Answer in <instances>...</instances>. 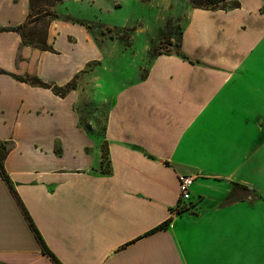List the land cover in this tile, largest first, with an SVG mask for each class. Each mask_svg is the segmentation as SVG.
Returning <instances> with one entry per match:
<instances>
[{"label": "crops", "instance_id": "obj_1", "mask_svg": "<svg viewBox=\"0 0 264 264\" xmlns=\"http://www.w3.org/2000/svg\"><path fill=\"white\" fill-rule=\"evenodd\" d=\"M238 1L192 8L178 46L189 59L158 55L109 98L94 22L62 13L53 51L0 31V141L16 192L0 175V264H264V0ZM30 10L0 0V28ZM30 78L75 87L60 96ZM182 175L194 183L177 213ZM234 184L259 195L222 207Z\"/></svg>", "mask_w": 264, "mask_h": 264}, {"label": "rangeland", "instance_id": "obj_2", "mask_svg": "<svg viewBox=\"0 0 264 264\" xmlns=\"http://www.w3.org/2000/svg\"><path fill=\"white\" fill-rule=\"evenodd\" d=\"M84 1L89 2L88 7L63 0L50 10L41 5L35 13L43 17V11H52L61 18L68 12L95 23V37L101 38V50L107 59L99 79L108 98L128 82L143 78L158 55L178 51L193 8L190 0H98L93 5L91 0Z\"/></svg>", "mask_w": 264, "mask_h": 264}, {"label": "trees", "instance_id": "obj_3", "mask_svg": "<svg viewBox=\"0 0 264 264\" xmlns=\"http://www.w3.org/2000/svg\"><path fill=\"white\" fill-rule=\"evenodd\" d=\"M62 1L63 0H29L31 10H30V14H29L27 22L17 27H13V28H0V31L18 32L21 35L24 44L31 46L33 48L42 50V51H53L52 47L48 44V30H49L50 23L56 18H58V16L56 15V13L52 11L50 12V11L45 10L43 11V12H46L45 15L43 17H38V15L35 13V10L41 7V5L46 6L48 10H50L54 6L55 3L62 2ZM190 3L193 6V8L209 9V10H231V9H236L240 7V3L238 0H190ZM40 24L42 26H39ZM176 54L182 56L185 59H189L180 49H178ZM19 79H22V78L19 77ZM26 81L34 85H39L41 87L52 88L53 91L60 96H65L69 89L75 87V83H70L62 88H59L56 86L53 87L51 85L43 83L37 78H30V79H27ZM6 155H7V149L4 146V144L0 141V175L8 183L12 192L16 194L14 187L4 168V159L6 158ZM102 157H103L102 171L107 173L109 172L110 162H109V157H108V151L106 149L103 150ZM254 198H257V195L253 190L243 185L234 184L232 187V191L222 201L221 206L224 207V206H228V205H231L239 201H245V200H250ZM181 210H184V209H178L177 207L176 212L179 213ZM24 212L27 215L28 219L30 220L34 231L37 233L40 241L43 244L44 253L50 255L57 263H59L56 257L44 245L38 231L34 227L25 209H24ZM167 224L168 223H166L163 226H160L159 228H165Z\"/></svg>", "mask_w": 264, "mask_h": 264}, {"label": "built area", "instance_id": "obj_4", "mask_svg": "<svg viewBox=\"0 0 264 264\" xmlns=\"http://www.w3.org/2000/svg\"><path fill=\"white\" fill-rule=\"evenodd\" d=\"M180 201L178 209H184L188 207L191 200V189L194 183V177L190 175L180 176Z\"/></svg>", "mask_w": 264, "mask_h": 264}]
</instances>
